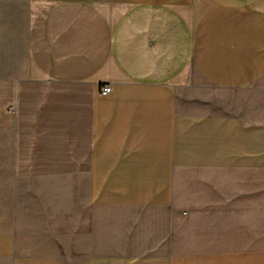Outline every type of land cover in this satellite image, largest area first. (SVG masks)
<instances>
[{
	"label": "crops",
	"instance_id": "obj_1",
	"mask_svg": "<svg viewBox=\"0 0 264 264\" xmlns=\"http://www.w3.org/2000/svg\"><path fill=\"white\" fill-rule=\"evenodd\" d=\"M0 264H264V0H0Z\"/></svg>",
	"mask_w": 264,
	"mask_h": 264
},
{
	"label": "built area",
	"instance_id": "obj_2",
	"mask_svg": "<svg viewBox=\"0 0 264 264\" xmlns=\"http://www.w3.org/2000/svg\"><path fill=\"white\" fill-rule=\"evenodd\" d=\"M110 92V85L109 84H104L100 87V93L101 94H107Z\"/></svg>",
	"mask_w": 264,
	"mask_h": 264
}]
</instances>
